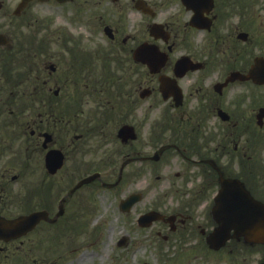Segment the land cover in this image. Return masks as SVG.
Returning <instances> with one entry per match:
<instances>
[{
    "label": "flooded vegetation",
    "instance_id": "flooded-vegetation-1",
    "mask_svg": "<svg viewBox=\"0 0 264 264\" xmlns=\"http://www.w3.org/2000/svg\"><path fill=\"white\" fill-rule=\"evenodd\" d=\"M21 3L0 0V216L46 211L54 218L61 204L64 214L19 239L0 241V264H56L32 257L30 236L67 218L73 199L87 188L112 184L116 174L105 173L103 153L133 159L114 188L126 179L149 186L152 165L162 159L174 167L163 179L165 197L177 206L170 207L176 217L169 227L204 243L216 226L214 162L261 192L264 85L224 82L251 67L254 45L264 40V0H71L86 14L88 34L74 35L80 27L71 24L48 36L33 31L42 4ZM143 43L168 54L157 74L134 59ZM161 75L174 81L165 97ZM164 134L169 138L161 143ZM157 151L163 153L154 162ZM232 164L241 171L233 172ZM96 172L102 181L72 193Z\"/></svg>",
    "mask_w": 264,
    "mask_h": 264
},
{
    "label": "rangeland",
    "instance_id": "rangeland-1",
    "mask_svg": "<svg viewBox=\"0 0 264 264\" xmlns=\"http://www.w3.org/2000/svg\"><path fill=\"white\" fill-rule=\"evenodd\" d=\"M67 8L44 5L39 11H35V18L39 19L38 22L35 21L36 24L33 28V31H36L37 34L35 36H38L39 33L44 36L52 35L56 28L69 27L70 24L80 27L77 29L78 32H71L74 35L81 33L87 35L86 14L76 15V18L73 19L70 18L73 15V10L68 11ZM95 20L97 19L94 18ZM30 33L32 31H26V34L29 35ZM103 154L108 161L110 159L109 154ZM133 166L137 170L140 169L138 164ZM152 167H154L153 173L151 176L148 175L151 186L148 188H145V183H138L137 185H131L130 181L125 183L126 179L119 188L90 187L83 195L75 197L67 218L62 219L54 227H39L37 231L32 233L30 238L33 244L36 243L35 251H32V257L43 258L46 255L52 259H57L59 264L257 263L256 251L245 249L243 242H230L228 247L219 252L210 251L209 249L205 251L207 247L197 250L192 245H186V243H194L192 239L186 241V243H180L178 241L179 237L172 236V238L174 237L172 243L164 241L163 235L168 234L169 230L165 229L162 224H157L148 230L136 228L133 225V218L137 213L150 207H162V195L168 183L163 179L173 175L176 170L174 167L170 169L165 167V159H162L160 163L153 164ZM159 175L162 177L160 181L157 180ZM140 180H143L142 176ZM143 188H145V191L147 190V199L142 201L131 214L122 213L119 210L120 200L129 193ZM169 201L165 200L171 206ZM159 232L162 233V236L158 235ZM54 235L56 239L52 241L51 238ZM123 236L130 237L131 245L129 248L118 247V240ZM98 238L101 240L96 242ZM93 240L96 241L92 242ZM39 241L40 247L38 246ZM61 243L63 246H59ZM74 245L79 247H72ZM27 249L28 246L25 250ZM59 249L62 251L69 250L68 257H60V253L57 252ZM247 251L249 253H246ZM82 252H86V257L82 258Z\"/></svg>",
    "mask_w": 264,
    "mask_h": 264
},
{
    "label": "water",
    "instance_id": "water-1",
    "mask_svg": "<svg viewBox=\"0 0 264 264\" xmlns=\"http://www.w3.org/2000/svg\"><path fill=\"white\" fill-rule=\"evenodd\" d=\"M140 59L145 61L146 56L157 53L155 47L144 45L138 51ZM154 60L157 61L155 55ZM222 190L217 197V207L214 216L220 226L210 237L216 248H220L226 240L231 238L230 231L235 229L234 237L244 236L251 242L264 241V205L255 201L239 182H222ZM130 204V200L126 205ZM152 218H158V213H152ZM39 216H32L20 220L0 219V238L17 236L32 229L39 221ZM234 226V227H233Z\"/></svg>",
    "mask_w": 264,
    "mask_h": 264
},
{
    "label": "bare ground",
    "instance_id": "bare-ground-1",
    "mask_svg": "<svg viewBox=\"0 0 264 264\" xmlns=\"http://www.w3.org/2000/svg\"><path fill=\"white\" fill-rule=\"evenodd\" d=\"M109 246V244L107 245V247ZM107 250V249H106ZM81 256H82V258L83 257H86V252H82V254H81Z\"/></svg>",
    "mask_w": 264,
    "mask_h": 264
}]
</instances>
